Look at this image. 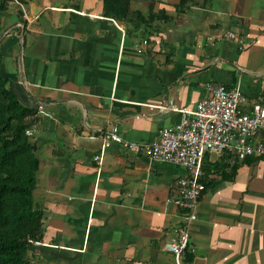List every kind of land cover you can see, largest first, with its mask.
<instances>
[{
  "label": "crops",
  "instance_id": "obj_1",
  "mask_svg": "<svg viewBox=\"0 0 264 264\" xmlns=\"http://www.w3.org/2000/svg\"><path fill=\"white\" fill-rule=\"evenodd\" d=\"M193 2L177 13L179 0H130L124 21L104 0H5L0 75L36 112L43 236L30 264H174L165 245L183 215L170 200L186 171L101 148L113 126L125 142H156L181 114L153 107L192 111L208 85L239 88L244 110L264 107V0ZM205 157L207 168L224 156ZM202 179L183 264H264V158L228 159L225 179Z\"/></svg>",
  "mask_w": 264,
  "mask_h": 264
},
{
  "label": "built area",
  "instance_id": "obj_2",
  "mask_svg": "<svg viewBox=\"0 0 264 264\" xmlns=\"http://www.w3.org/2000/svg\"><path fill=\"white\" fill-rule=\"evenodd\" d=\"M228 37L233 39L234 35L229 33ZM246 101L239 88L208 85L205 97L192 111L171 106L153 107L161 112L172 110L181 114L177 124L159 131L158 140L154 143L125 142L118 135L116 126L103 134L102 152L110 142H116L125 152L143 155L156 163L178 165L186 171V176L177 181V193L170 200L171 205L183 215L181 225L165 245L174 258V264H183L184 256L195 251L190 245V230L197 220L198 202L205 191L202 182L205 155H228L230 164L249 157L264 158V143L254 140L264 130V107L252 104L247 111L242 109ZM38 109L42 111L43 107L40 105ZM32 134V129L26 131L27 137L31 138ZM96 160L101 162V156Z\"/></svg>",
  "mask_w": 264,
  "mask_h": 264
},
{
  "label": "trees",
  "instance_id": "obj_3",
  "mask_svg": "<svg viewBox=\"0 0 264 264\" xmlns=\"http://www.w3.org/2000/svg\"><path fill=\"white\" fill-rule=\"evenodd\" d=\"M129 1L104 0V12L107 17L125 21ZM17 2L23 4L24 0ZM193 3L179 0L176 12L185 11ZM4 4L5 0L0 3L1 12ZM148 16L155 17L151 11ZM137 17L145 20L139 13ZM35 115L34 110L18 102L9 81L0 75V264H30L28 256L33 243L40 242L43 236L41 212L33 202L39 161L32 150L33 143L26 136ZM229 158L224 156L207 168L203 164L204 172L219 173L225 179Z\"/></svg>",
  "mask_w": 264,
  "mask_h": 264
},
{
  "label": "water",
  "instance_id": "obj_4",
  "mask_svg": "<svg viewBox=\"0 0 264 264\" xmlns=\"http://www.w3.org/2000/svg\"><path fill=\"white\" fill-rule=\"evenodd\" d=\"M37 13H38V9L36 7H34V6H32V14L36 15ZM32 150L33 151L36 150V145L35 144L32 145Z\"/></svg>",
  "mask_w": 264,
  "mask_h": 264
}]
</instances>
